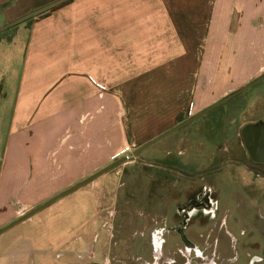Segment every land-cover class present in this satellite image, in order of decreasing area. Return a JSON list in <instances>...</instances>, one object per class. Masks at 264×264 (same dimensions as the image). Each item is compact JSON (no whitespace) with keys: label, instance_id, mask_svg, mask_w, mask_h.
Returning <instances> with one entry per match:
<instances>
[{"label":"rangeland","instance_id":"obj_1","mask_svg":"<svg viewBox=\"0 0 264 264\" xmlns=\"http://www.w3.org/2000/svg\"><path fill=\"white\" fill-rule=\"evenodd\" d=\"M146 32L137 61L102 77V94L120 98L112 105L120 119L102 128L123 127L124 152L81 180L25 182V196L0 204V229L264 74V38L186 37L195 51L182 52L179 38ZM258 121L264 79L19 224L52 223L60 263L66 256L70 264L155 263L151 239L160 232L159 264H206V256L209 264H264V176L236 161L249 162L240 130ZM19 228L0 234L8 247L18 244Z\"/></svg>","mask_w":264,"mask_h":264},{"label":"crops","instance_id":"obj_2","mask_svg":"<svg viewBox=\"0 0 264 264\" xmlns=\"http://www.w3.org/2000/svg\"><path fill=\"white\" fill-rule=\"evenodd\" d=\"M144 29L179 38L182 52L195 51L186 37L264 38V0H0L1 205L25 196L27 181L81 180L124 152L123 127L102 128L120 119V98L99 85L137 61ZM24 223L17 245L0 236V264L69 263L52 223Z\"/></svg>","mask_w":264,"mask_h":264},{"label":"water","instance_id":"obj_3","mask_svg":"<svg viewBox=\"0 0 264 264\" xmlns=\"http://www.w3.org/2000/svg\"><path fill=\"white\" fill-rule=\"evenodd\" d=\"M263 79H264V74L259 76L256 79H254L253 81L249 82L248 84L242 86L241 88L235 90L234 92L226 95L225 97H223L219 101L215 102L211 106L203 109L202 111L198 112L197 114H195L191 118H189V119L185 120L184 122L178 124L177 126L173 127L172 129L164 132L160 136H158V137L154 138L153 140L145 143L144 145L139 147L134 152H132L130 154H127L126 156L115 160L114 162H112L111 164H108L107 166H105L104 168L98 170L94 174L88 176L87 178L83 179L82 181L76 183L75 185L71 186L70 188H68V189L64 190L63 192L59 193L58 195L52 197L51 199L47 200L46 202H44L40 206L36 207L35 209L31 210L27 214H24L23 216L19 217L18 219H16L12 223H10L7 226L1 228L0 229V234L5 232L9 228L15 226L16 224H18V223L30 218L31 216H33L37 212H39V211L43 210L44 208H46L47 206H49L54 201H56V200L64 197L65 195H67V194H69V193L81 188L82 186L90 183L94 179H96L99 176H101V175L107 173L108 171L114 169L115 167H117L118 165L122 164L126 160H128L130 158H133L136 154L142 152L143 150H145L148 147L152 146L153 144L157 143L158 141H160L161 139L165 138L166 136L172 134L173 132L177 131L178 129H180V128L184 127L185 125L189 124L190 122L196 120L197 118H199L202 115L206 114L207 112H209L210 110L214 109L215 107L225 103L226 101H228L229 99L233 98L234 96H236V95L242 93L243 91L249 89L253 85H255V84L259 83L260 81H262ZM240 135H241V138H242V141H243V145H244V147H245V149H246V151L248 153L249 158L252 161L264 163V121L249 122V123L244 124L242 126L241 130H240Z\"/></svg>","mask_w":264,"mask_h":264},{"label":"flooded vegetation","instance_id":"obj_4","mask_svg":"<svg viewBox=\"0 0 264 264\" xmlns=\"http://www.w3.org/2000/svg\"><path fill=\"white\" fill-rule=\"evenodd\" d=\"M229 161H231V160H229V158L225 159L224 161H222L221 165L216 167V168L224 166ZM236 161L239 162V163L244 164L245 166H247L248 168H250L251 170L256 172L257 175L264 176V163L252 161L250 158H249V162L248 161H242L240 159H237ZM151 165L154 166V167H163L164 169H169V170L172 169V166L169 165V164L154 163V164H151ZM180 173H182V172H180ZM205 189H206V187H205ZM201 191H203V185L201 186ZM210 194H212V192H210ZM196 203H198V202H196ZM184 211L186 212V209ZM212 211H214V206H210L209 212L211 213ZM185 215H186V213H185ZM181 233H182V236L185 239H187V242H188L187 246H188V249H190V244L191 243H189L190 241H189L188 237H186V235L183 232H181ZM234 238H235V236H234ZM151 240L153 241V242H151V245L153 246L154 251H155L156 262L155 263L148 262L147 264H159V260H161L162 254H163V240H164V237L162 236V234L160 232H155L153 234ZM204 256H206V255H204ZM207 260H209L208 256H206V258H204V261L206 262V264H209V262H207ZM256 261H257V259H256ZM261 261H263V263H264V257H260L259 262H261Z\"/></svg>","mask_w":264,"mask_h":264},{"label":"built area","instance_id":"obj_5","mask_svg":"<svg viewBox=\"0 0 264 264\" xmlns=\"http://www.w3.org/2000/svg\"><path fill=\"white\" fill-rule=\"evenodd\" d=\"M99 87L102 89V85H99Z\"/></svg>","mask_w":264,"mask_h":264}]
</instances>
